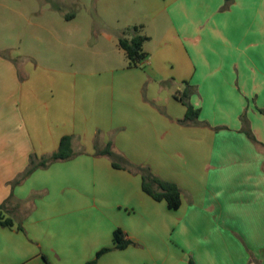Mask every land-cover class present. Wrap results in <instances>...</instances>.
<instances>
[{
    "label": "crops",
    "instance_id": "0c3cea01",
    "mask_svg": "<svg viewBox=\"0 0 264 264\" xmlns=\"http://www.w3.org/2000/svg\"><path fill=\"white\" fill-rule=\"evenodd\" d=\"M138 8L95 30L91 55L64 67L0 48V204L14 220L0 226V264H88L114 247L116 229L132 244L96 264H264V0ZM134 26L148 37L138 67L118 46ZM187 86L200 115L183 124L175 95ZM65 136L73 158L13 185ZM108 143L175 183L180 208L96 154Z\"/></svg>",
    "mask_w": 264,
    "mask_h": 264
},
{
    "label": "rangeland",
    "instance_id": "374dc122",
    "mask_svg": "<svg viewBox=\"0 0 264 264\" xmlns=\"http://www.w3.org/2000/svg\"><path fill=\"white\" fill-rule=\"evenodd\" d=\"M130 13L138 15V0H0V48L12 46L8 53L15 57L30 54L38 65L64 67L91 55L95 30Z\"/></svg>",
    "mask_w": 264,
    "mask_h": 264
},
{
    "label": "trees",
    "instance_id": "16d2710c",
    "mask_svg": "<svg viewBox=\"0 0 264 264\" xmlns=\"http://www.w3.org/2000/svg\"><path fill=\"white\" fill-rule=\"evenodd\" d=\"M140 30L141 27L134 26L133 28L128 29V32L132 34L130 38L120 37L118 40V46L124 51L130 67L142 66L148 58V53L144 50V44L148 40V37L142 35ZM192 93L193 89L187 86L182 93H177L175 95V97L179 99L187 108L184 119L180 121L183 124L198 120L200 115V110L195 109L190 103ZM260 112L264 114V109H260ZM242 120L245 121V115H242ZM246 133L251 139L255 140L249 129L246 130ZM96 154L109 156L112 159L113 167L116 169H123L141 175L143 191L154 200L165 201L170 210H177L180 208L182 191L175 183L159 178L152 172L150 167L131 164L122 155L114 151L112 143H108L104 149L96 148ZM74 155L72 137L65 136L62 138L59 149L56 152L42 158L32 155L30 157L29 166L18 176L16 180L13 181V185L21 183L37 169L46 168L57 161L69 160L73 158ZM0 226H14V220L8 213L6 203L0 204ZM113 241L114 247L100 250L96 259L88 264H96L97 260L103 254L111 250L126 249L132 244V241L128 239L126 233L121 229L115 230Z\"/></svg>",
    "mask_w": 264,
    "mask_h": 264
}]
</instances>
